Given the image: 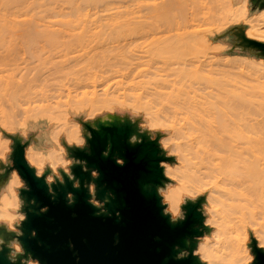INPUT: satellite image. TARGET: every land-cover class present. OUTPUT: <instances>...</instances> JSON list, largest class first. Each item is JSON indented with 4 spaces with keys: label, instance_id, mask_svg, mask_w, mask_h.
I'll return each mask as SVG.
<instances>
[{
    "label": "rangeland",
    "instance_id": "obj_1",
    "mask_svg": "<svg viewBox=\"0 0 264 264\" xmlns=\"http://www.w3.org/2000/svg\"><path fill=\"white\" fill-rule=\"evenodd\" d=\"M8 2L0 0V159L8 160L12 150V140L6 134H17L30 140L25 149V158L36 168L37 174L42 172L44 164L50 165L54 170L57 166H63L66 170L70 162L62 140L68 144H84L82 121L127 117L137 121L140 130L147 131L151 138L159 135L160 147L166 155L174 157L172 162H162L165 176L168 178L164 187L159 189L162 203L165 204L164 210L173 219L182 217L181 205L186 199L194 200L205 196L202 210L206 224V190H200L194 195L180 194L174 202L171 197L176 178L173 168L174 164L179 163L180 152L171 147L176 140L168 141L164 138L172 135L170 133H174L175 128L185 122L184 118L189 115L186 108H192L194 104L196 107H202V104H199L202 102V96L209 91V94L219 96L214 98L215 101L221 102L228 99L226 96L230 99L232 94L238 91L240 93V89L247 90V96L251 99L248 100V107L255 113L235 118L236 126H250L247 131H243L246 138L250 139L249 144L241 141L235 143L238 169L241 173L244 172V166L255 164V156L260 151L264 154V139L262 142L257 141V137H264V56L256 54L255 51L254 55H249L247 52H251L250 50L241 49L238 45L226 49L220 43L215 44L216 39H224H221V34H226L237 26L243 28L247 37L264 41V9L259 3L248 10L247 0ZM229 34L235 36V33ZM177 35H180V38ZM230 35L226 34L224 37L228 36L232 40ZM35 36L38 41H34ZM237 38L238 36H235L234 40ZM92 72H95V76ZM85 73L94 77L88 78ZM29 78L34 81L30 82L31 90L26 88L30 94L24 93L26 91L22 89ZM11 82L16 83L17 88L22 86L19 87L22 90L11 88ZM8 83L10 84L7 85ZM248 88L251 95H248ZM12 90L18 93L15 98ZM9 91L12 96H9ZM252 91L255 92L254 95ZM246 93L244 95L248 99ZM174 94L177 98L172 97ZM256 97L261 100L259 104ZM173 98L174 104L171 103ZM184 99L187 103L182 102ZM80 101L83 102L82 106ZM190 101L193 104H188ZM196 101H199L198 106ZM135 103L138 105H134ZM204 104L206 107L208 102ZM32 107L36 109L33 110ZM36 110L47 116H42L43 114ZM35 113L38 115L33 117ZM36 118L40 121L38 126L44 121L40 120L41 118L47 120L37 127ZM41 131L49 132V138L45 141L40 140L38 136ZM46 152L49 156H44ZM262 173L264 174V168ZM238 177L237 180L241 179ZM48 179H51V176H48ZM6 186L18 195L17 188L23 187L24 184L20 176L13 171L9 181L0 185V202ZM90 188L92 190V185ZM237 190L246 194L248 201L236 200V207H243L242 211L251 213L244 223L245 226L236 233L240 242L246 243L249 257L245 264H249L253 259L248 246L250 237L256 238L258 244L264 248V202L254 199L246 188L239 187ZM17 211L20 212L19 206ZM19 220L20 217H16L11 224L14 231H18L15 225L19 224ZM206 233L198 237L196 254L199 253L197 250L208 234ZM12 246L15 251H21L17 241L13 242ZM28 264L39 263L30 259Z\"/></svg>",
    "mask_w": 264,
    "mask_h": 264
},
{
    "label": "water",
    "instance_id": "obj_2",
    "mask_svg": "<svg viewBox=\"0 0 264 264\" xmlns=\"http://www.w3.org/2000/svg\"><path fill=\"white\" fill-rule=\"evenodd\" d=\"M264 7V0H251ZM239 45L264 56V41L247 37L237 26ZM84 144L67 145L73 162L69 172L48 182L25 158L20 135L12 140L11 165L24 186L18 189L24 217L18 233L0 224V264H206L195 249L209 231L202 203L205 196L186 199L182 217L166 212L159 189L164 187L162 162H172L137 121L127 117L82 121ZM121 162H120V161ZM93 172L95 174H93ZM92 185V190L90 186ZM97 202V204L95 203ZM21 251L11 255L10 241ZM253 259L264 264V248L253 236L248 243Z\"/></svg>",
    "mask_w": 264,
    "mask_h": 264
},
{
    "label": "bare ground",
    "instance_id": "obj_3",
    "mask_svg": "<svg viewBox=\"0 0 264 264\" xmlns=\"http://www.w3.org/2000/svg\"><path fill=\"white\" fill-rule=\"evenodd\" d=\"M7 2H8V0H6V3ZM12 2H14V1H12ZM37 5H39V4H37ZM120 15H121V13H120ZM76 17H78V16H76ZM141 21H143V20H141ZM72 28H74V27H72ZM26 32H25V34H27ZM54 33H56V32H54ZM23 36H24V34H23ZM26 36H28V35H26ZM39 36L40 35H38V37ZM84 36H85V34H84ZM177 36H179V38H180V35H177ZM38 37L34 38V41H38V40H36ZM55 37H57V36L55 35ZM162 41H164V40H162ZM174 41H175V38H174ZM174 41H173V43L176 42V41L175 42ZM54 42H53V44H54ZM35 43L36 42H34V44ZM34 44H32V45H34ZM162 46H163V44H162ZM165 48H167V47H165ZM161 50L162 49L160 48V51ZM164 51H166V50L164 49ZM168 52H169V50H168ZM174 52H175V50H174ZM185 69H187V68H185ZM93 73H95V72H92V74ZM180 74H182V73H180ZM85 75L87 77L89 76L86 73H85ZM93 75H90V76H93ZM184 75H186V74L184 73ZM90 76L88 78H90ZM186 76H188V75H186ZM209 77H210V75H209ZM31 78L26 79L23 87L18 86V88H17V84L14 82H11L12 84L10 85V87L11 88L13 87V89H14V87H16V89H20V91L22 89L23 90L25 89L24 91H26V92H24V91L23 92L28 93L27 90L31 86L30 82L33 81V79H31ZM75 78H77V77H75ZM193 78H191V79H193ZM34 80H36V78ZM93 82H94V79H93ZM9 84L10 83H8L7 85H9ZM19 87H22V89ZM227 87H229V86H227ZM26 88H27V90H26ZM31 88H32V86H31ZM31 88H30V90H31ZM230 88H232V87H230ZM248 90H249V88H248ZM12 91H13L12 93H14V90H12ZM18 91H15V92H18ZM240 91L242 93L241 92L239 93V91H238V93L236 91H234V92H236V94L230 93V95L232 94V98L230 96V99H229V96H226V98L228 97V99H226L225 101H221V102L214 100L215 97L216 98L219 97L218 95H214L211 93L209 94L210 91L208 93H205L207 95V97L208 96L209 97H208V99H205V98H207V97H205L206 95H204V97L202 96V98H203L202 102L203 103L201 101L199 103V104H202V107H201V105L198 106L199 101L198 102L196 101V104L198 107H196L194 104L193 105L194 107L186 108V111H188L189 115L184 118L185 122L183 124H181L178 128H175L174 133H170L172 135L166 136L164 138L168 141L176 140L177 142L173 141V144L171 145V147L173 146L174 150H178L180 152L179 163L174 164V168H173V174L176 178H175V186L173 187L174 189L172 188V190H171L172 195L170 194L171 197L173 198L172 202H174L176 200V196L178 197V196H180V194H188V195L193 194L194 195V194L198 193L200 190H206L207 191V193H206L207 194L206 195L207 201L206 202H208V203H207V207L206 206L205 207L207 208L206 212H208V215L206 217V224L209 223V225H213V227L209 226L207 224V226L209 227V231L207 232L208 234L206 233L207 234L206 237L204 238V240L201 241L200 247L197 250V251H199V253H198L199 257L201 259L205 260L206 264H245L246 259H248V257H249L247 254L248 248L246 246V243L240 242L236 233L239 229H242L245 226L244 223L246 222L247 217L251 213L249 211H246V212L242 211L243 207H239V208L236 207V204H235L236 200H247L248 201L246 194L241 193V191L237 190V189L239 187L246 188L247 191L249 192V195L254 196V199H259L261 202H264V174L262 173V170L264 168V162L262 161V160H264L263 152L260 151L259 149H257L260 151L259 154L255 156L257 161L255 162L254 165L244 166V170H245L244 172L241 173L240 170L238 169V163L239 162H238V159L236 157V151L234 150L235 143L237 141H241V142H245V143H248V141H250V139H247L246 136L243 134V131L244 132L247 131L250 126L244 125L243 128L236 126L235 125V118L236 117L239 118L243 114L255 113V111L253 112L250 109V107H248V106H250L251 99H250V96H249V98L247 96V93H246L247 90L243 91L240 89ZM194 92H196V91H194ZM229 92H231V91H229ZM156 93H157V91H156ZM161 93H162V91H161ZM244 93H246V97L248 99L245 98ZM254 93L255 92H253V95H254ZM15 94L16 93H14V95H13L14 98H15V96H17L18 93L16 95ZM28 94H30V93H28ZM162 94H164V93H162ZM165 94H167V93H165ZM170 94H169V96H170ZM175 94L172 95V97L175 98L176 97ZM158 95H160V94H158ZM227 95H229V93ZM248 95H251L250 90H249ZM9 96H12L11 92H10ZM196 96H198V95H196ZM252 97L255 98L254 96H252ZM174 98L171 101V103L173 101H175ZM209 98H211V99L213 98V100H210ZM258 98L256 97V101L258 100L257 102L259 104V102L261 100L259 101ZM11 99H13V98L11 97ZM85 99H87V97H85ZM186 99L182 100V102H184V101L186 102ZM192 99L194 100L193 97H192ZM249 99H250V101H248ZM196 100H198V99H196ZM204 100H207V101H205L206 103L208 102V104H207L208 106L206 105V107L204 104L205 103ZM73 101L74 100H72V102ZM140 101L141 100H139V103H140ZM168 101H169V99H168ZM179 101H180V99H179ZM81 102L82 101H80V103ZM83 102H84V100H83ZM82 103H81V106H82ZM248 103H249V105H248ZM73 104H72V106H73ZM89 104H91V102H89ZM96 104L97 103H95V105ZM136 104L137 103H135L134 105H136ZM173 104H174V102H173ZM188 104H193V103L190 101V102H188ZM188 104H187V106H188ZM76 105L79 106V104H76ZM185 105L186 104H184V106ZM38 108L40 109V107H38ZM75 108H76V106H75ZM77 108H79V107H77ZM32 109L35 110L36 107H32ZM28 110L29 109H27V111ZM37 112H40V111L38 110ZM31 113H33V112H31ZM40 113H42V112H40ZM42 114H43L42 116L46 115V114L44 115V113H42ZM36 115H38V113H35L33 115V117L34 116L36 117ZM37 117H39V116H37ZM37 119H39V118L35 119V123H37V124H35V126L37 125V127H40L43 125L44 121H46L48 119V117L46 120L42 119V118L40 119V120H44L43 122L41 121L40 124H42V125H40V126H38L39 120H37ZM41 130H43V129H41ZM38 131H40V130L38 129ZM38 136H39L40 140L45 141L46 139L49 138V132L41 131L38 134ZM178 139H180V140H178ZM263 139H264V137L262 135L257 137V141L262 142ZM44 156H49V153L46 152ZM177 158H178V156L176 157V159ZM238 176H240L241 179L237 180L239 178ZM175 193L177 195H175ZM18 206H19L18 196L16 195V193L14 191L9 190V188L6 186L4 193L1 197V202H0V223L7 224L8 227L11 228V226H12L11 224H12L13 220L16 217L22 216V214L17 211ZM5 227H6V225H5Z\"/></svg>",
    "mask_w": 264,
    "mask_h": 264
},
{
    "label": "crops",
    "instance_id": "obj_4",
    "mask_svg": "<svg viewBox=\"0 0 264 264\" xmlns=\"http://www.w3.org/2000/svg\"><path fill=\"white\" fill-rule=\"evenodd\" d=\"M247 2H249V5H248V10L250 9L251 10V8H253L254 6H255V4H256V2H253V1H251V0H247ZM263 9H264V7H263ZM235 26H237V25H235ZM234 26V27H235ZM229 33H235V36H237V34H236V28H232V29H230V31L228 30L227 32H226V34L229 36L230 34ZM225 33L224 34H221V39L222 38H224L223 40H215V44L216 43H220V44H222L223 45V47H225L226 49H229V48H231V47H236L237 45L241 48V49H244V50H250V49H247V48H243L241 45H239L238 43H239V39L237 38L236 40H234V38H235V36H231V38H232V40L230 39V37L228 38V36H226V37H224V35H226ZM251 52H247L249 55H254L253 53H254V51H252V50H250ZM25 141H28V144L24 147V151H25V149L29 146V144H30V140L28 139V137H24L23 139H22V142H25ZM66 143V142H65ZM67 145H72V144H68V143H66ZM62 145L64 146V144L62 143ZM81 145H83V144H81ZM81 145H79V146H81ZM64 148H65V146H64ZM65 154H66V157H67V159H69V162L70 163H68L67 164V169L65 170V168L63 167V166H57L56 168H55V170L52 168V167H50V165H48V164H44V166H43V170H42V172L40 173V174H38V175H41L47 168H49L50 169V173L47 175V177H46V180L48 181V182H50V181H52L54 178H53V176L54 175H56L57 177H59V178H61L60 177V173H59V171H58V169H62V170H64L65 172H69V169H68V166L73 162V160H72V158H69L68 156H67V152H66V150H65ZM11 160L9 159V157H8V160H2V159H0V174L1 173H4V171H5V167L6 166H9V165H11ZM31 165V164H30ZM31 166H33V165H31ZM34 167V166H33ZM35 168V167H34ZM36 169V168H35ZM13 171H15L16 172V170L15 169H13V170H10L9 171V173L7 174V176L5 177V178H3L1 181L2 182H0V185L2 184V183H4L5 181H9V179H10V177H11V175H12V172ZM17 173V172H16ZM18 174V173H17ZM93 174H95L94 172H93ZM48 176H51V179H48ZM24 184V183H23ZM16 188V187H15ZM19 188H21V187H18L17 188V190L19 189ZM16 191V190H15ZM17 193V192H16ZM18 196V195H17ZM18 201H19V199H18ZM20 204H21V201H20ZM20 204H19V207H20ZM19 210H20V208H19ZM19 213H21L22 214V217H20V220L24 217V215H23V213L20 211ZM20 220H19V222H20ZM0 224H3V223H0ZM4 225H6V228H7V230H10V231H14L13 229H11L10 227H8V225L7 224H4ZM17 225L18 224H16L15 226H16V228H17ZM17 230H18V228H17ZM14 232H16V233H18L19 232V230L18 231H14ZM16 240H12V241H10V243H9V246L12 248V250H11V255H13L15 252H18V251H15V248H14V246H12V243L13 242H15ZM17 244V243H16Z\"/></svg>",
    "mask_w": 264,
    "mask_h": 264
},
{
    "label": "flooded vegetation",
    "instance_id": "obj_5",
    "mask_svg": "<svg viewBox=\"0 0 264 264\" xmlns=\"http://www.w3.org/2000/svg\"><path fill=\"white\" fill-rule=\"evenodd\" d=\"M120 161V160H119ZM121 162V161H120Z\"/></svg>",
    "mask_w": 264,
    "mask_h": 264
},
{
    "label": "built area",
    "instance_id": "obj_6",
    "mask_svg": "<svg viewBox=\"0 0 264 264\" xmlns=\"http://www.w3.org/2000/svg\"><path fill=\"white\" fill-rule=\"evenodd\" d=\"M91 189V188H90Z\"/></svg>",
    "mask_w": 264,
    "mask_h": 264
}]
</instances>
